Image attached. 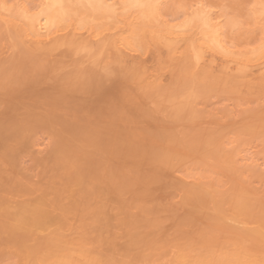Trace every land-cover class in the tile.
<instances>
[{
	"label": "rangeland",
	"instance_id": "1",
	"mask_svg": "<svg viewBox=\"0 0 264 264\" xmlns=\"http://www.w3.org/2000/svg\"><path fill=\"white\" fill-rule=\"evenodd\" d=\"M41 2L0 0V264H264V0H162L221 17L200 60L91 13L34 42Z\"/></svg>",
	"mask_w": 264,
	"mask_h": 264
},
{
	"label": "bare ground",
	"instance_id": "2",
	"mask_svg": "<svg viewBox=\"0 0 264 264\" xmlns=\"http://www.w3.org/2000/svg\"><path fill=\"white\" fill-rule=\"evenodd\" d=\"M42 1L43 2H41L38 12L30 13L28 11L27 12L23 11L18 13L17 17H19V20L22 21V23L19 21L23 25L22 27L21 24L17 22V19L16 20L14 19L13 22L11 21V23L14 26L17 27L19 26V28L21 29L24 27L22 30L24 31L25 37H27L28 39L31 38V40H33L34 42L35 41L43 42L42 40L49 41L48 39H53L59 33L69 29V28L61 29L62 24L64 25L68 22H70L69 26H71L72 28L76 26L78 31L79 29L81 30L82 28L87 27V25L89 24L87 20L90 16L89 13H91L94 14L96 17L98 16L99 20L101 19L105 20L109 18L113 19L115 24H117L116 25L117 28L115 27V30L117 29L119 31L120 29V31H122V34L124 32L122 36H124L126 33L127 34L131 33L132 35L134 34L142 35L144 33L149 32L152 35L153 39L161 40L165 44L167 45L169 44V46L170 45L174 46V44L177 45L178 43H180L179 39L180 41L181 39H185V41H189L190 44H192L191 47L194 51L196 60H200L199 59L200 56L198 54H201L200 52L203 49H207L212 52H215L223 58H227V57L229 58L230 56L233 57L234 52L232 51V49L227 48V46L230 44L228 45L226 44V40L229 39L231 41V39L229 38L230 36L226 37V40L223 37L225 34L222 27L221 17L220 16L216 17L210 14L209 12H207V10L203 9V7L202 9L197 8L198 10L192 11L193 13L191 12V14L189 13L185 23L182 24L181 26H172V25L168 26L167 25L168 22L165 23L159 21V17L157 15L158 14L157 11L159 9L158 7L162 5L161 4L162 0H126L124 3L123 2L119 3V1L117 0L119 5L116 2V0H75V1L74 0H42ZM260 7H261L260 13L262 14L264 13V2L260 3ZM148 19H151L150 24L146 21ZM119 25L122 26L120 27ZM75 30L76 29L74 27V31ZM120 39L119 41L118 40L117 41L120 42ZM66 40L64 41L67 42ZM121 40L123 41V43L121 44H124V46L130 45L128 38H122ZM176 41L178 42L176 43ZM257 52H258L257 58H260L261 56L264 57V45L260 47L256 51V53ZM235 55L237 56L236 52L234 53V57ZM239 58H238V62L239 61L246 62L245 60H247V58L245 59V56L242 57L241 59ZM250 59L251 58H249V60ZM41 211L42 210H40L39 212ZM41 216L42 215H40L39 217ZM36 217H38V215L35 213V220ZM32 219H34V217ZM32 219L30 221H32ZM79 263L80 262L76 261L74 257L71 256V254H69L68 256H64V258H61L60 260L59 259L57 260V264H79ZM247 264H256V263L250 262Z\"/></svg>",
	"mask_w": 264,
	"mask_h": 264
}]
</instances>
